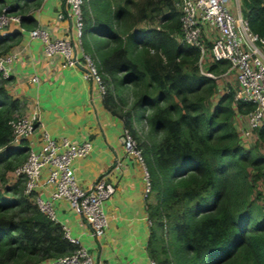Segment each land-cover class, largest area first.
<instances>
[{
  "label": "trees",
  "instance_id": "trees-1",
  "mask_svg": "<svg viewBox=\"0 0 264 264\" xmlns=\"http://www.w3.org/2000/svg\"><path fill=\"white\" fill-rule=\"evenodd\" d=\"M178 1L86 0L83 5L84 49L86 35L92 30L99 35L92 56L105 80V105L137 140L136 124L145 120L149 126V142L144 149L139 145L157 198V206L148 203L150 217L159 229L168 225L175 242L170 250L151 227L149 254L159 264H264V210L252 199L254 193L263 195L257 185L264 183V122L250 147L235 118L255 104L238 100L236 88L228 86L212 103L221 89L215 78L200 72L199 48L182 40ZM30 2L33 9L41 4L0 0V13L10 5L23 16L22 26L34 29L36 21L26 8ZM240 4L250 30L264 38L263 0ZM143 22L149 25L140 26ZM22 34H0V53L11 50ZM229 67L228 60H219L209 71L217 76ZM8 82L0 75V264H48L73 254L78 245L41 211L34 194L25 193L23 177L7 183L9 171L23 164L29 151L26 139L11 144L10 121L22 104L7 91ZM129 86L135 99L122 113Z\"/></svg>",
  "mask_w": 264,
  "mask_h": 264
},
{
  "label": "crops",
  "instance_id": "crops-1",
  "mask_svg": "<svg viewBox=\"0 0 264 264\" xmlns=\"http://www.w3.org/2000/svg\"><path fill=\"white\" fill-rule=\"evenodd\" d=\"M40 1V6L28 13L35 19L36 27H43L59 38L74 36V22L58 19L61 0ZM24 28L20 41L11 48L20 55L10 66L7 89L21 101V117L38 113L37 130L27 140L29 149L39 151L46 132L54 139L89 140L93 144L91 153L72 163L79 185L87 188L103 175L115 186L114 194L103 204L108 227L102 238L92 234L67 200L54 201L57 221L90 251L95 264H150L151 218L144 196V172L142 165L126 154L123 120L107 108L104 95L82 67H63V58L58 55L47 58L43 41L32 39L29 35L32 29ZM35 75L39 83L32 81ZM223 92L224 89L216 96ZM235 123L242 131L247 125L246 117L237 115ZM47 177L48 170L44 169L36 190V195L45 200L50 199L55 189L54 184L46 183Z\"/></svg>",
  "mask_w": 264,
  "mask_h": 264
},
{
  "label": "built area",
  "instance_id": "built-area-1",
  "mask_svg": "<svg viewBox=\"0 0 264 264\" xmlns=\"http://www.w3.org/2000/svg\"><path fill=\"white\" fill-rule=\"evenodd\" d=\"M61 2L62 10L58 19L74 22L76 27L74 36L55 37L43 27L30 30L29 35L32 39L39 38L43 41L44 54L47 58L58 55L63 58V67H82L85 75L97 84L104 95L106 84L103 73L96 59L86 52L82 43L85 27L83 16L85 0H61ZM236 6L237 10L234 12L229 6V0L178 1L182 40L199 48L201 61L207 58L212 62L228 60L230 67L221 75H234L238 82L236 98L255 104V109L245 115L247 125L241 131L243 139L248 140L256 137V129L264 122V38L250 30L243 17L240 0H236ZM11 9L10 5H5L0 13L1 35L15 30H25L22 26L23 16L12 12ZM19 55V51L12 49L7 53H0V75L3 79L10 80V66L19 58ZM206 75L216 78L210 71ZM32 81L39 83L40 79L35 75ZM37 122V112L11 120L10 124L13 128L11 144L19 145L23 140H28L37 130ZM43 138V147L37 152L30 148L26 161L15 170L16 175L24 179L25 193L34 194V200L41 211L56 222L58 221L54 201L67 200L82 223L90 228L92 234L102 238L108 227V216L103 204L114 194L115 186L102 175L91 186L83 188L79 185L72 169V163L76 158L85 157L91 153L92 142L89 140L76 142L68 137L54 139L47 132L44 133ZM122 142L126 154L142 165L145 179L144 196L147 198L151 192L150 173L143 150L128 127H124ZM44 169L48 170L46 183L55 185L48 200L36 195ZM63 229L67 238L78 245V248L73 254L54 259L48 264H95V258L90 251L81 245L78 239L70 236L65 225ZM150 264L159 263L151 258Z\"/></svg>",
  "mask_w": 264,
  "mask_h": 264
},
{
  "label": "rangeland",
  "instance_id": "rangeland-1",
  "mask_svg": "<svg viewBox=\"0 0 264 264\" xmlns=\"http://www.w3.org/2000/svg\"><path fill=\"white\" fill-rule=\"evenodd\" d=\"M34 5H35V3L30 2L26 8L29 11H31V10H33V7H31V6H34ZM229 6H230L231 10L235 12L237 10L236 0H229ZM144 25H149V24L145 23V22L140 24V26H144ZM86 30H87V27L85 25L84 34H85ZM84 37H85V35H84ZM86 42H87V47H86L87 52L92 53L91 55H93L92 49L94 46L98 45V43H99L98 32L92 30L88 34V36L86 35ZM2 47L3 46H1L0 49H2ZM212 63H213L212 60H210L209 58H207L203 61L200 60L198 63L200 72L206 75L209 72V67ZM214 76H216V75L214 74ZM215 79L217 80L218 85L220 86L221 90L226 88L227 86L231 87V88L233 87L236 89L238 88V82H237L236 78L234 77V75H232V74H228V75H221L220 74V75H217ZM123 96H124L126 104L124 103V105L122 107L123 111L121 110V112L125 113L126 111H128L132 107V104H133L134 99H135V88L132 86H129L128 88L125 89ZM217 97H219V96H215V98L212 99L213 104H215L217 102V100H218ZM21 110L16 112L14 115L16 117H21ZM136 130H137V137L139 140L138 142L142 145V148L144 149L146 146V143L149 142V126H148V123L145 120H143L142 122H139V125L137 123L136 124ZM243 141H244L245 145H248L250 147L251 146L254 147L257 143L256 137H252L251 139L243 140ZM260 151L262 153H264V146H261ZM16 158L17 157H15L13 159H16ZM146 160L148 163L150 162L149 157ZM18 163H20V162H18ZM3 171H4V165L0 167V172H3ZM18 178H19V176L16 175L15 171H9V173L7 174V180H8L7 183L8 184L14 183ZM257 189H259L263 193V195H262V197L258 198L256 196V193H254V194H252V196H253L252 199L254 201V205H256L257 208H262L264 210V183L262 181H260L258 183ZM147 199H148L149 205H151L152 207L157 206L156 192H151V194H149V197H147ZM150 218H151V227L156 231L157 236L158 237L164 236L165 241H166V245L169 246L170 250H173L175 247V245H174L175 242H174L173 233L170 230L169 226L166 225L163 229H159L157 227L159 224L158 220L156 218H153V217H150ZM166 221L167 220H165V222ZM174 256H175V254L172 253V258Z\"/></svg>",
  "mask_w": 264,
  "mask_h": 264
}]
</instances>
